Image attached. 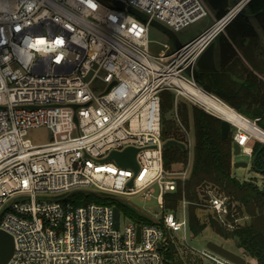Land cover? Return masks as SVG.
<instances>
[{"label": "built area", "instance_id": "built-area-1", "mask_svg": "<svg viewBox=\"0 0 264 264\" xmlns=\"http://www.w3.org/2000/svg\"><path fill=\"white\" fill-rule=\"evenodd\" d=\"M118 1L174 33L211 14L203 0H91L95 7L85 0H0V230L14 240L8 264H165L167 247L161 251L159 244L189 231L186 201L176 214L156 217L155 225L140 222L122 204L75 206L60 199L79 190L129 201L139 196L154 199L163 214L164 196L189 177L190 163L165 169L161 93L172 92L175 107L184 97L218 117L184 92L182 84L202 89L186 70L252 0L231 5L180 50L163 44L157 56L150 49V21L112 7ZM57 38L63 45L49 50ZM38 39L45 44L33 47ZM238 115L262 132L259 138L229 122L240 155L252 159L250 144H264V130L259 119ZM175 119L180 124L176 112ZM41 128L52 141L34 145L29 132ZM128 148L137 150V170L106 161ZM207 196L203 207L233 229L225 223L227 199L213 190ZM121 206L131 215L123 227ZM194 251L209 264H232L208 249Z\"/></svg>", "mask_w": 264, "mask_h": 264}, {"label": "trees", "instance_id": "trees-1", "mask_svg": "<svg viewBox=\"0 0 264 264\" xmlns=\"http://www.w3.org/2000/svg\"><path fill=\"white\" fill-rule=\"evenodd\" d=\"M264 0H252L247 14H258L254 20L237 16L225 29L226 37L221 34L217 69L214 72H199L196 83L208 94L215 96L238 114L249 120L254 108L263 111L257 122L264 130V81L257 65L255 51L258 49L261 35L264 36ZM224 12L216 14L219 19ZM256 23L258 30L254 26ZM238 51L251 68L246 66L238 55ZM178 114L180 124L175 119ZM161 117L163 141L175 140L187 146L185 130L193 123L194 145L193 160L189 177L178 182L177 190L164 196V211L177 213L182 201L188 203V229L193 236H198L205 225L201 224L198 210H204L205 201L209 200L208 190L227 199L228 230L218 218L210 217L212 229L222 237L232 239L244 249L246 258L252 264H264V184L260 188L255 181L241 182L233 177V133L227 139L221 136V120L203 111L198 106L179 101L175 107V96L172 92L161 93ZM253 156L257 155L256 169L264 175V149L261 144L251 142ZM189 163V150L172 146L164 150V165L167 171L182 170ZM75 206L89 203L118 205L117 202L101 199L94 195L75 194L72 197ZM69 198V202H70ZM134 218L143 223H151L138 214ZM246 218L245 224H235V220ZM162 221V220H161ZM182 246L176 240H170L168 247L162 251L165 264H204L202 259L191 253L181 255Z\"/></svg>", "mask_w": 264, "mask_h": 264}, {"label": "water", "instance_id": "water-1", "mask_svg": "<svg viewBox=\"0 0 264 264\" xmlns=\"http://www.w3.org/2000/svg\"><path fill=\"white\" fill-rule=\"evenodd\" d=\"M238 2L239 0H205V3L207 4L208 8L215 15L219 12H224V13L228 12L229 9L231 8V5H236L238 4ZM112 7L118 10H122V11L126 10L144 22L150 21L148 16H146L145 14H142L141 12H139L138 10L132 7H125L121 1L114 2L112 4ZM262 13H264V10L259 12V14H262ZM240 15L250 20H254L258 16V14H247L245 12H241ZM150 24L152 27L166 34L170 38L172 43L174 44L175 49L177 50L182 49L183 44L177 38L176 33H174L166 26L154 20L150 21ZM216 69L217 67H216V59H215V43L213 42L209 45V47L205 50V52L199 57L195 65L190 66L186 70V73L188 74V76L192 77L196 81L199 72H214L216 71ZM73 109H76V106H73ZM252 115L257 119H260L263 116V111L260 110L259 108H254ZM217 118L221 120V136L223 139H227L231 132V124L228 121L223 120L220 117H217ZM74 121L77 122V119L74 118ZM172 146H177L182 150H186V146L184 144L178 141H175V140L166 141L164 144V149H167ZM263 149H264V144H261L260 151H262ZM136 153H137V150L128 148L121 153H117V152L111 153L106 161L113 160L121 167H127V168L137 170L138 165H137L136 158H135ZM239 155H240V147L236 143H233L232 156L236 157ZM257 155L258 154H255L252 157L251 166L257 173L262 174V172L256 169ZM247 166L248 164L245 162H234L233 163L234 168H246ZM75 194H84L86 196L94 195L101 199L112 200L114 202H117L118 204H122L124 206L129 207L136 214L146 219L147 221L151 222L152 224L160 225V221L156 217L150 215L147 211L138 208L137 206L132 204L129 200H126V199H123L117 196L104 195L102 193L95 192V191L79 190V191H75V192H71L67 194L66 196L62 197L60 200H66ZM1 215L2 213L0 214V217ZM118 227H119V210L117 207H115L114 208V228L117 230ZM140 233H141V230H140V227H138L137 228V241L138 242L140 241ZM165 247H168L167 241H164L162 244H159L158 249L162 251ZM237 248L240 250L239 253H235L231 250H228L223 245L217 244L215 242H208L206 244V249L223 257L224 259L228 260L232 264H252L245 257L246 253L244 249L239 247V245H237ZM13 253H14L13 237L5 233L4 231L0 230V264H8L11 257L13 256Z\"/></svg>", "mask_w": 264, "mask_h": 264}, {"label": "rangeland", "instance_id": "rangeland-1", "mask_svg": "<svg viewBox=\"0 0 264 264\" xmlns=\"http://www.w3.org/2000/svg\"><path fill=\"white\" fill-rule=\"evenodd\" d=\"M205 2V0H203ZM248 7L244 10V12H247ZM218 20L216 18V15L211 12V14L194 23L189 25L188 27L180 30L179 32L176 33L177 38L179 41L184 45L193 39H195L199 34L207 30L211 25H213L214 21ZM254 26L257 28V25L255 22ZM259 31V30H258ZM149 38L152 41V44L150 45L151 53L155 56H157L160 51L163 49L162 45L163 44H168L171 46L172 49H175L174 44L170 40V38L164 34L163 32L157 30L154 27L150 28L149 31ZM186 77H189L188 74H185ZM181 102H185L188 105H194L192 101H190L187 98L182 97ZM195 106V105H194ZM232 133L235 132V129L232 128L231 130ZM189 165H190V170H191V165H192V160H193V145H194V132H193V123L192 121L190 122L189 130ZM52 134L50 133L49 130L45 128L41 129H36L32 130L29 132L28 139L34 144V145H43L46 143H49L52 141ZM234 162H245L248 164L246 168H234L232 169V174L233 177L236 178L237 180L241 182H247V181H255L258 186L261 188L264 184V175L257 173L251 166V158L248 156H245L243 154L233 157ZM73 198H70V203ZM130 201L132 204L137 206L140 209H143L145 211H148V213L154 217L161 218L162 215L159 210L156 209V202L154 199L152 200H141L139 196H134L130 198ZM121 226L123 227L124 220L126 215H130L128 210H125L121 206ZM127 212V213H126ZM178 217H180V214H177ZM182 215V213H181ZM197 215L200 219L201 224L205 225L203 231L198 235V236H193L190 231H188L185 235L183 231L177 233L175 235V240L179 245L182 246V249H180L181 255H185L186 253H191L193 256L201 259L199 255L194 251H203L206 249V244L208 242H215L217 244L223 245L226 249L231 250L235 253H239V249L237 248V245L232 239H225L222 237L220 234L216 233L212 227L210 226L209 219L210 217H214V213L208 209L204 208V210H198ZM131 216V215H130ZM134 217V215L132 214ZM249 220L243 218L242 220L240 219L239 224H245ZM228 230H232V228L228 227ZM204 261V260H203ZM204 264H209L208 262L204 261Z\"/></svg>", "mask_w": 264, "mask_h": 264}, {"label": "bare ground", "instance_id": "bare-ground-1", "mask_svg": "<svg viewBox=\"0 0 264 264\" xmlns=\"http://www.w3.org/2000/svg\"><path fill=\"white\" fill-rule=\"evenodd\" d=\"M184 92L187 93L194 101L201 104L206 110L217 115L218 117L226 120L230 123L240 125L248 130L251 134L256 137H263L262 132L254 125L242 120L238 113L234 110L228 108L223 103L217 101L208 93L204 92L202 89H194L186 84H182Z\"/></svg>", "mask_w": 264, "mask_h": 264}, {"label": "crops", "instance_id": "crops-1", "mask_svg": "<svg viewBox=\"0 0 264 264\" xmlns=\"http://www.w3.org/2000/svg\"><path fill=\"white\" fill-rule=\"evenodd\" d=\"M224 37H226L225 32L223 33ZM215 59H216V67L218 63V54H219V45H220V40L217 38L215 40ZM238 55L241 57L242 61L246 66L251 68L249 64L246 62V60L242 57L241 53L238 51ZM255 55L257 56V65L259 66L260 73H257V76L264 81V36L261 35L260 37V43L258 45V49L255 51ZM234 163V159H233Z\"/></svg>", "mask_w": 264, "mask_h": 264}, {"label": "clouds", "instance_id": "clouds-1", "mask_svg": "<svg viewBox=\"0 0 264 264\" xmlns=\"http://www.w3.org/2000/svg\"><path fill=\"white\" fill-rule=\"evenodd\" d=\"M85 2L88 4L89 7H95V5L93 6V4L91 3V0H85ZM63 43H64V40L62 38H57L55 42L50 45L49 50H55L57 46H61L63 45ZM43 44H45V40L38 39L36 40L35 44L32 46L34 47L35 45H43ZM60 59H62V57L58 56L56 58V63H59Z\"/></svg>", "mask_w": 264, "mask_h": 264}, {"label": "snow or ice", "instance_id": "snow-or-ice-1", "mask_svg": "<svg viewBox=\"0 0 264 264\" xmlns=\"http://www.w3.org/2000/svg\"><path fill=\"white\" fill-rule=\"evenodd\" d=\"M94 6V5H93Z\"/></svg>", "mask_w": 264, "mask_h": 264}]
</instances>
